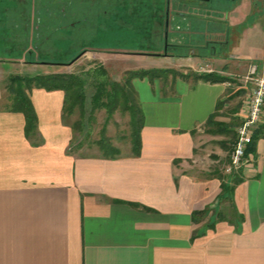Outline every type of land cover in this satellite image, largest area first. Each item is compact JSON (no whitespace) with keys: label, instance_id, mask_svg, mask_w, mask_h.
Listing matches in <instances>:
<instances>
[{"label":"crops","instance_id":"0c3cea01","mask_svg":"<svg viewBox=\"0 0 264 264\" xmlns=\"http://www.w3.org/2000/svg\"><path fill=\"white\" fill-rule=\"evenodd\" d=\"M162 1L158 19L194 16L207 23L190 32L207 39L203 47L228 48L229 65H201L208 59L200 54L214 53L197 45L190 47L193 58L176 57V68L228 78L245 77L256 64L264 77V0H218L220 8L208 14L185 9L197 0H170L169 11V0ZM16 2L23 12L13 26L25 28L24 35L8 39L0 64L46 65L33 47L36 7L26 12L28 1ZM170 79L169 86L162 78L133 81L144 114L139 156L72 152L60 90H32L33 134H26L23 113L0 110V264H264V124L249 152L253 163L229 174V148L217 123L231 119V83ZM218 103L220 115L210 124ZM242 107L233 116L240 117ZM235 178L233 200L243 220L208 228L215 211L229 215L230 203L219 200L221 184ZM201 212L194 222L192 215Z\"/></svg>","mask_w":264,"mask_h":264},{"label":"rangeland","instance_id":"374dc122","mask_svg":"<svg viewBox=\"0 0 264 264\" xmlns=\"http://www.w3.org/2000/svg\"><path fill=\"white\" fill-rule=\"evenodd\" d=\"M27 1L28 4L24 7L26 12L33 11L35 7L37 10L36 26L38 29L33 42L35 58L44 64L59 65L23 67V65L0 64V110L12 107L14 89H16V85L10 82V78L13 76L18 75L29 78L57 74L74 75L78 81L82 82L84 110L82 111L80 105L75 103L78 97L74 88L71 89L68 92L69 103L66 105V108L72 109V111L71 113H64V120L73 129L72 152L81 151L86 155L103 154L99 144L105 138L106 142H108L107 144L120 150V155L128 151L133 154L132 148L131 150L129 148L132 145L133 128L131 113L126 107L131 104L135 95L130 92L128 99L124 98L127 101L123 98H118L114 105L110 104V100H107L109 99L108 97H103L102 101L105 103V106L100 108L95 107L92 103V98L99 91L102 94L103 91L106 94L112 92L113 83L119 84L124 88L132 84L138 98L136 105L141 106L139 93L133 81L142 82L145 80L151 83L153 79L160 76L162 79L168 80L167 86H169L172 71H174L172 67L176 68L174 65L178 64L176 57L193 58L197 55L189 53L191 51L190 47L199 45L200 47L197 48L199 52L208 53L210 51L214 53L208 55L200 54L208 59V61L201 64L204 66L209 65L208 69L214 70V65H229L226 62L229 55L225 53L228 48H224L219 44H213L208 49L202 46L207 40L206 38L190 33L196 29L199 30L197 27H204L207 24L199 20L197 21L194 16H190L185 20L175 17L173 21L172 19L168 21L166 17V21L168 22H165V25L167 24L168 26L166 29L168 40L174 43L171 38L176 37L174 41L180 44L176 50H169L167 56L163 55L165 54L163 53L164 39L158 41L161 48L157 53L160 56H133L125 53L99 50L101 48H130L138 44L140 37L145 33V28L147 27L150 30V25L159 18L155 15L164 8L162 0H134V2L133 0H73L72 3H70L72 0ZM220 5L222 4H219L218 0H211L206 3L197 2L196 5L186 6L185 9L190 12L202 11V13L208 14L211 9L220 8ZM171 8L173 7L171 6ZM181 8V5L174 6L175 10ZM133 9L136 15L130 12ZM102 10H104L105 15L101 14ZM262 11L264 15V4ZM17 12L22 13L23 10H21L16 0H0V19L2 21L0 27L1 54L8 48L6 46H8L9 38H13L14 34L24 35L25 28L14 29V26H18L20 24L19 21H21V16H18ZM8 19L17 20L7 21ZM72 23L74 27L71 28ZM177 27H179V32L174 31ZM171 30L174 32H171ZM180 30L182 32L189 31V33L183 34ZM215 41L220 42L222 40L215 39ZM153 43L156 42L153 40ZM85 48L90 50H87V53L73 65H66L70 60L75 59L80 54V51ZM171 56L174 58H167ZM183 63L185 62L181 64ZM169 67L170 69H168ZM216 67L218 68L219 66ZM176 70L183 72L186 68H176ZM190 70L188 69L186 72L190 74ZM246 77L238 74L228 77V81L231 83L230 92L232 93L231 98L228 100L231 99L234 102L231 107L229 106V112L233 113H231L232 116L228 123H218V125H221L219 129L225 132L226 137L224 141L229 148L228 156L231 155L232 145L235 141V130L240 124V117L233 116V114L241 108L243 101L251 89V83L246 80ZM29 85L23 86V91L28 96L34 88L37 89L35 83ZM137 86L140 87L138 83ZM102 87L103 91L101 90ZM219 115L220 112H218L215 119H218Z\"/></svg>","mask_w":264,"mask_h":264},{"label":"trees","instance_id":"16d2710c","mask_svg":"<svg viewBox=\"0 0 264 264\" xmlns=\"http://www.w3.org/2000/svg\"><path fill=\"white\" fill-rule=\"evenodd\" d=\"M173 78L175 79L177 76L180 77H193L196 81H204V82H210V83H220V82H226L228 81V78L222 77L217 75L215 72L210 73H204L201 75H196L194 73H190L188 75H184L182 73L172 71ZM158 78H161L160 76ZM10 82L16 85V89H14V98L12 99V107L10 108L12 111L15 112H21L24 114L26 119V134L30 135L33 134L36 131L37 128V116L32 104V101L30 99V96L26 95V93L23 91V86L26 84H36L37 88H43L47 91H53V90H60L64 91L65 93V102H64V113H71L72 109H67L66 105L69 103L68 99V92L71 91V89L74 88L75 93L77 95V99L75 103H78L80 105V109L84 110V97H83V86L82 82L78 81L77 78L72 74H57V75H47L46 77H21V76H13L10 78ZM27 82V83H25ZM29 85V86H30ZM113 91L109 94H106L105 91H103V87L101 88L102 92L99 91V93L92 98V103L95 105V107H103L105 106L104 102L102 101V98L108 97L110 100V104L114 105L116 104L118 98H125L128 99V94L131 92L135 95V98L131 101V104L127 105V109L131 113V124H132V152L133 155L139 156L140 150H141V129L144 124V114L142 111L141 106L136 105L138 102V98L135 94V90L132 86V84H129L128 87H122L119 84L113 83ZM104 95V96H103ZM124 99V100H125ZM127 101V100H125ZM135 104V105H133ZM136 106V107H135ZM222 106L221 103H218L216 107V111L210 116L208 123L212 124L214 122L215 117L218 115V110ZM218 124V123H217ZM220 126V125H218ZM82 127V126H81ZM257 135V134H256ZM255 140V139H254ZM105 138H103L100 141V150L103 153L104 156L107 158H116L120 156V150L116 147L107 144ZM255 143L250 146L249 152H253L255 148ZM232 177H235L233 175ZM238 180L235 178L234 183H225L222 182L221 184V194H220V202L225 203L228 202L229 204V215H224L222 211H215L212 215V219L210 220V223L208 224V228H214L217 221L221 220H228L229 222H233V220H236L238 222H241L243 220V216L238 213V211L235 208L234 200H233V194L235 190V186L237 184ZM206 214V212L201 213H194L192 215V218L194 222H197L199 220V217H203ZM230 219H229V218ZM233 219V220H232Z\"/></svg>","mask_w":264,"mask_h":264},{"label":"built area","instance_id":"2783aa9c","mask_svg":"<svg viewBox=\"0 0 264 264\" xmlns=\"http://www.w3.org/2000/svg\"><path fill=\"white\" fill-rule=\"evenodd\" d=\"M246 80L251 83V89L243 101L240 124L235 130V141L226 170L229 174L239 173L253 163L249 148L258 127L264 124V77L260 75L256 64L249 67Z\"/></svg>","mask_w":264,"mask_h":264},{"label":"flooded vegetation","instance_id":"af4514ba","mask_svg":"<svg viewBox=\"0 0 264 264\" xmlns=\"http://www.w3.org/2000/svg\"><path fill=\"white\" fill-rule=\"evenodd\" d=\"M123 1H127V0H123ZM133 2H134V0H133ZM123 4H124V2H123ZM130 12L132 14L136 15L134 9H133V11H130ZM101 13L105 15L104 10H102ZM129 15H130V13H129ZM165 22H167V21H162V20L157 18L154 21V23H152L150 25V30H148L147 27L145 28L146 30H145L144 35H142L140 37L138 44H136L133 47H130V48L124 47L122 49H110V48H105V49L103 48L102 49L101 48L99 50L111 51L114 53H125V54H129V55H133V56H146V55L160 56L157 53V51L159 52V49L161 48L160 43L158 41L160 39H164L163 53H165V54H163V55L167 56L169 50H176V48H178L180 46V44L179 43L177 44V41H174L176 39V37L171 38V39H173L172 42H174V43H171V40H168V35H167V30H166L167 24L165 25ZM153 40L156 43L152 44ZM87 50H90V49H86V48L82 49L80 51V54L78 55L80 57L74 63H76L82 56H84L87 53ZM73 60H70L69 63H67L66 65H69ZM73 64H70V65H73ZM46 65H59V64H48L47 63Z\"/></svg>","mask_w":264,"mask_h":264},{"label":"water","instance_id":"95a60500","mask_svg":"<svg viewBox=\"0 0 264 264\" xmlns=\"http://www.w3.org/2000/svg\"><path fill=\"white\" fill-rule=\"evenodd\" d=\"M197 1H200V2H209L210 0H197ZM170 10V0L168 1V6H167V11ZM168 14V12H167ZM168 22V21H167ZM167 26V25H166ZM168 27V26H167ZM80 56H78L76 59H74L70 64H73ZM69 64V65H70Z\"/></svg>","mask_w":264,"mask_h":264}]
</instances>
